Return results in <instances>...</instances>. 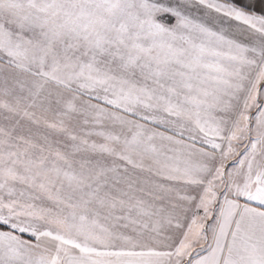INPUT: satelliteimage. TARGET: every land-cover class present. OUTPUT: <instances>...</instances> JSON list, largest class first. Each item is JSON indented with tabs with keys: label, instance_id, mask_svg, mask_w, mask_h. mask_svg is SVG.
I'll list each match as a JSON object with an SVG mask.
<instances>
[{
	"label": "snow or ice",
	"instance_id": "6c2138e0",
	"mask_svg": "<svg viewBox=\"0 0 264 264\" xmlns=\"http://www.w3.org/2000/svg\"><path fill=\"white\" fill-rule=\"evenodd\" d=\"M0 264H264V0H0Z\"/></svg>",
	"mask_w": 264,
	"mask_h": 264
}]
</instances>
